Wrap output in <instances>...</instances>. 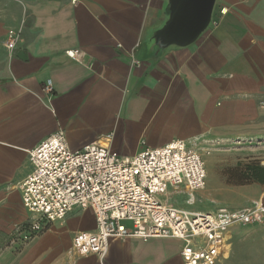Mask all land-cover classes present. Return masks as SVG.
Listing matches in <instances>:
<instances>
[{
	"label": "crops",
	"instance_id": "obj_1",
	"mask_svg": "<svg viewBox=\"0 0 264 264\" xmlns=\"http://www.w3.org/2000/svg\"><path fill=\"white\" fill-rule=\"evenodd\" d=\"M165 2L0 0V264H183L182 243L170 239L112 238L103 259L72 255L75 233L96 231L90 210L24 240L36 219L22 204L29 151L60 129L74 152L99 142L135 156L183 140L218 158L250 155L264 168V0H218L198 42L159 55L146 39ZM11 30L21 32L12 51ZM228 193L239 199L232 209L264 205V184ZM169 196L187 203L184 190ZM248 247L252 261L264 259V224L232 228L217 264L224 254L241 264Z\"/></svg>",
	"mask_w": 264,
	"mask_h": 264
},
{
	"label": "built area",
	"instance_id": "obj_2",
	"mask_svg": "<svg viewBox=\"0 0 264 264\" xmlns=\"http://www.w3.org/2000/svg\"><path fill=\"white\" fill-rule=\"evenodd\" d=\"M20 35L8 32V50L16 48ZM79 53L67 55L77 61ZM45 91L53 92L50 80ZM29 158L34 170L22 184V204L36 219L24 228V240L64 223L74 210H90L96 231L75 233L71 254L77 257L105 258L112 238L170 239L182 243L183 264H217L232 228L264 224L262 202L214 211L169 203V188L184 190L191 199L207 186L203 154L183 140L135 156L113 153L99 142L74 152L60 129L29 151Z\"/></svg>",
	"mask_w": 264,
	"mask_h": 264
},
{
	"label": "water",
	"instance_id": "obj_3",
	"mask_svg": "<svg viewBox=\"0 0 264 264\" xmlns=\"http://www.w3.org/2000/svg\"><path fill=\"white\" fill-rule=\"evenodd\" d=\"M218 0H166L162 24L146 42L155 54L184 49L198 42L212 26Z\"/></svg>",
	"mask_w": 264,
	"mask_h": 264
},
{
	"label": "rangeland",
	"instance_id": "obj_4",
	"mask_svg": "<svg viewBox=\"0 0 264 264\" xmlns=\"http://www.w3.org/2000/svg\"><path fill=\"white\" fill-rule=\"evenodd\" d=\"M239 154L241 153L232 151L218 158L217 153H211L210 155L203 153L207 169V186L204 191L193 193L191 199L186 197L187 203L183 207L194 211H214L221 205L222 207L228 205V208L237 205L239 203L238 197L234 193L229 194L228 192L232 190L234 185L244 183L241 172L246 166L259 163L252 159L250 155L242 156ZM222 190H225L226 193L220 194ZM253 239L255 241L253 245L255 246L259 238ZM235 242L238 243L237 239ZM249 250L250 247L246 249L247 252L244 253V257L240 261L241 264H251L252 262L264 264V259H254L252 261L248 257L250 255ZM221 259L220 264H230L231 256L224 254Z\"/></svg>",
	"mask_w": 264,
	"mask_h": 264
},
{
	"label": "trees",
	"instance_id": "obj_5",
	"mask_svg": "<svg viewBox=\"0 0 264 264\" xmlns=\"http://www.w3.org/2000/svg\"><path fill=\"white\" fill-rule=\"evenodd\" d=\"M241 173L244 178L243 184L245 185L253 183L264 184V168L259 163L249 164Z\"/></svg>",
	"mask_w": 264,
	"mask_h": 264
}]
</instances>
